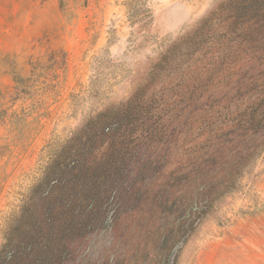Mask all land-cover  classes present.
Segmentation results:
<instances>
[{
	"label": "rangeland",
	"instance_id": "1",
	"mask_svg": "<svg viewBox=\"0 0 264 264\" xmlns=\"http://www.w3.org/2000/svg\"><path fill=\"white\" fill-rule=\"evenodd\" d=\"M219 1L0 0V248L58 151L95 114L161 90L153 66ZM197 120L166 173L202 141ZM263 141L233 187L203 191L179 223L150 204L112 210L69 264H264Z\"/></svg>",
	"mask_w": 264,
	"mask_h": 264
},
{
	"label": "trees",
	"instance_id": "2",
	"mask_svg": "<svg viewBox=\"0 0 264 264\" xmlns=\"http://www.w3.org/2000/svg\"><path fill=\"white\" fill-rule=\"evenodd\" d=\"M151 74L150 84L164 80L161 90L151 97L138 90L95 114L45 167L6 235L0 264H69L71 245L112 210L150 204L179 223L203 191L233 187L264 138V0H220ZM196 117L202 141L166 173ZM179 187L184 198L172 199Z\"/></svg>",
	"mask_w": 264,
	"mask_h": 264
}]
</instances>
